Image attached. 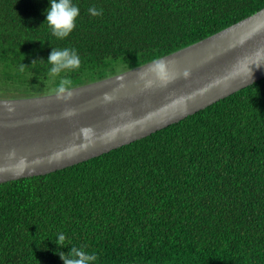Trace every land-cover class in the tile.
I'll list each match as a JSON object with an SVG mask.
<instances>
[{
    "label": "trees",
    "instance_id": "16d2710c",
    "mask_svg": "<svg viewBox=\"0 0 264 264\" xmlns=\"http://www.w3.org/2000/svg\"><path fill=\"white\" fill-rule=\"evenodd\" d=\"M72 2L76 26L58 39L45 21L49 0H0V91L9 98L55 93L64 77L73 88L124 72L264 7ZM64 48L80 66L53 77L47 58ZM72 246L96 254L95 264H264V77L127 145L0 183V264H64Z\"/></svg>",
    "mask_w": 264,
    "mask_h": 264
},
{
    "label": "water",
    "instance_id": "95a60500",
    "mask_svg": "<svg viewBox=\"0 0 264 264\" xmlns=\"http://www.w3.org/2000/svg\"><path fill=\"white\" fill-rule=\"evenodd\" d=\"M263 77L264 7L193 44L59 96L0 98V183L127 145Z\"/></svg>",
    "mask_w": 264,
    "mask_h": 264
},
{
    "label": "clouds",
    "instance_id": "9594fccd",
    "mask_svg": "<svg viewBox=\"0 0 264 264\" xmlns=\"http://www.w3.org/2000/svg\"><path fill=\"white\" fill-rule=\"evenodd\" d=\"M92 16L102 15V10L95 7L88 9ZM79 15V8L72 0H49V6L45 10V21L51 30V34L58 39H64L69 36L76 26V18ZM47 62L51 65L49 74L53 77L58 76L64 71H73L79 68L80 58L75 49H52ZM259 66V63H257ZM23 70V64H21ZM248 72L250 70L248 68ZM72 81L66 77L59 80L56 88L58 96L63 94L66 89L71 88ZM70 96L71 93L69 92ZM65 235L63 233L57 234L55 243L60 246H65ZM64 264H95L97 256L94 253H88L81 248L72 246L69 253L64 255L60 253Z\"/></svg>",
    "mask_w": 264,
    "mask_h": 264
},
{
    "label": "rangeland",
    "instance_id": "374dc122",
    "mask_svg": "<svg viewBox=\"0 0 264 264\" xmlns=\"http://www.w3.org/2000/svg\"><path fill=\"white\" fill-rule=\"evenodd\" d=\"M9 91H0V98H9L11 95H8ZM24 95L23 92H15V96L13 97H19L21 98L20 96Z\"/></svg>",
    "mask_w": 264,
    "mask_h": 264
}]
</instances>
